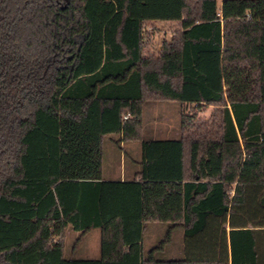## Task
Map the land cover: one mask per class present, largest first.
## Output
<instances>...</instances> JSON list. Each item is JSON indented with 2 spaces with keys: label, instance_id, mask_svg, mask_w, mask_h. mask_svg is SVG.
Masks as SVG:
<instances>
[{
  "label": "trees",
  "instance_id": "16d2710c",
  "mask_svg": "<svg viewBox=\"0 0 264 264\" xmlns=\"http://www.w3.org/2000/svg\"><path fill=\"white\" fill-rule=\"evenodd\" d=\"M134 2L0 0V264H264V0H179L157 45ZM164 102L178 135L146 136ZM93 228L97 257L67 250Z\"/></svg>",
  "mask_w": 264,
  "mask_h": 264
},
{
  "label": "rangeland",
  "instance_id": "374dc122",
  "mask_svg": "<svg viewBox=\"0 0 264 264\" xmlns=\"http://www.w3.org/2000/svg\"><path fill=\"white\" fill-rule=\"evenodd\" d=\"M162 30H166V28ZM162 30H156L153 34V39L156 45L163 39H170L168 35L165 37L163 34H161L163 32ZM211 109V107H208L204 109L199 115L202 117H207L210 114ZM189 111L190 110H188L187 107L181 109L180 111L179 104L176 102L148 103L143 112L144 125L146 128L157 126L155 129L156 134L150 135L152 137H174L178 135V124L180 121L181 112L189 113ZM164 129H168L166 134L163 133ZM109 137L111 138V136ZM112 138L117 141L119 140L117 135H112ZM130 146L136 147L138 151L141 147L140 142L138 141L132 143L118 141L116 144L114 141L106 139L103 157V171L105 174L111 173L114 170L116 171L120 167L126 166L128 163V157L131 156L129 153H127V147ZM165 228L166 224L164 223L147 225L145 230L146 238L149 239L151 237L156 242L161 240L166 235ZM67 238V250L73 248V250L76 251V255L84 257H97L99 255V231L97 228L91 229L80 239H78V232H71ZM168 243H170V241H168Z\"/></svg>",
  "mask_w": 264,
  "mask_h": 264
},
{
  "label": "crops",
  "instance_id": "0c3cea01",
  "mask_svg": "<svg viewBox=\"0 0 264 264\" xmlns=\"http://www.w3.org/2000/svg\"><path fill=\"white\" fill-rule=\"evenodd\" d=\"M222 0H219L221 4ZM131 17L134 18H145L151 22L157 24L158 30L165 29L163 28L165 25L166 19H178L180 16L179 12V0H135V2L131 6L130 11ZM163 26V27H162ZM165 37L168 35L170 38V32L167 30H162ZM150 104V103H149ZM146 104L144 106H147ZM144 123V121H143ZM145 126V125H144ZM157 126H151L146 128V135L156 134L155 129ZM168 129H164L163 133H167ZM138 140L128 141L129 143L136 142ZM140 142V141H138ZM127 153L131 155L128 157V163L124 167H120L118 170H114L111 173L105 174L103 171V176L105 179H126L133 177L134 173L138 169L137 161L140 160L141 156V147L139 151L134 146L127 147Z\"/></svg>",
  "mask_w": 264,
  "mask_h": 264
},
{
  "label": "built area",
  "instance_id": "2783aa9c",
  "mask_svg": "<svg viewBox=\"0 0 264 264\" xmlns=\"http://www.w3.org/2000/svg\"><path fill=\"white\" fill-rule=\"evenodd\" d=\"M148 30H149V29H148ZM126 117H127V115L124 116V118H126Z\"/></svg>",
  "mask_w": 264,
  "mask_h": 264
}]
</instances>
